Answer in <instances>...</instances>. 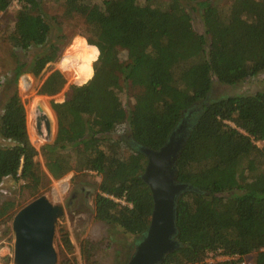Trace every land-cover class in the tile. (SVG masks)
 <instances>
[{"label":"trees","instance_id":"obj_1","mask_svg":"<svg viewBox=\"0 0 264 264\" xmlns=\"http://www.w3.org/2000/svg\"><path fill=\"white\" fill-rule=\"evenodd\" d=\"M89 1L61 0L63 16L81 18L87 26L80 33L87 44H76L66 58L73 64L72 76L79 75L90 45L100 50L95 76L82 87L69 85L63 101H50L51 109L45 98H32V114L40 106L52 131L55 118L57 126L53 142L37 150L28 136L17 83L23 74L38 77L69 41L62 29L52 41L43 0H17L8 35L14 62L2 82L0 184L6 178L21 181L34 199L51 180L93 172L100 177L95 218L135 236V244L150 223L153 201L140 179L146 160L129 142L158 150L187 111L197 108L176 161V179L198 192L179 197L181 247L161 264H246L247 256H253L250 264H264V90L208 100L214 81L236 86L264 71V0H228L220 8L211 0L157 5L151 0L145 5L141 0H102L101 6ZM10 3L0 0V13ZM194 8L202 10L204 33L192 25L188 9ZM32 48L45 50L21 61L18 53ZM65 86L62 73L54 70L37 93L53 97ZM21 87L30 92L28 81ZM122 93L130 95L131 105L123 103ZM44 140L39 136L38 146ZM14 207L3 202L0 221L12 219ZM92 249L88 241L81 244L85 264H94ZM210 254L229 259L208 262Z\"/></svg>","mask_w":264,"mask_h":264},{"label":"rangeland","instance_id":"obj_2","mask_svg":"<svg viewBox=\"0 0 264 264\" xmlns=\"http://www.w3.org/2000/svg\"><path fill=\"white\" fill-rule=\"evenodd\" d=\"M45 19L52 28V41L58 34V29H62L68 36V45L62 50L58 59L46 65L44 70L38 77H33L31 74H23L17 83V90L19 97L24 105L26 114V126L29 139L32 145L39 150L45 144H51L56 135V118L55 127L52 131L51 138L44 140L39 144L36 139L39 135L35 129L36 114H32L31 104L34 96L45 98L47 105L50 108V101H63V94L69 85H77L74 80L72 72L62 74L66 80V86L56 96L46 97L38 95L37 91L47 77V75L54 70H58L57 62L63 57L67 58L73 53L74 46L86 40L80 33L87 30L83 19L73 18L67 19L63 16V4L61 0H43ZM166 0H151V3L157 5ZM92 5H102V0H90ZM140 5H145V0H141ZM150 3V2H149ZM150 3V4H151ZM214 7H224L228 0H211ZM153 4H151L153 6ZM19 5L15 0H11L10 6L5 13H0V115L2 107L5 102V92L2 91V82L13 67L14 49L8 40V35L13 28V20L15 12ZM191 14L192 25L199 33H204V25L202 21V10L188 9ZM70 37V38H69ZM45 48H32L25 55L18 53L21 61L29 62L34 55L43 53ZM119 57L121 60L126 59V53L120 51ZM73 68V64L70 65ZM59 71V70H58ZM29 82L31 85L30 92L26 94L22 91V83ZM264 90V71L257 76L250 78L236 86H225L216 81L213 82L212 90L208 96V100H217L225 96H234L237 94H253L257 91ZM129 94V93H128ZM121 98L123 103L131 105L132 98L127 93H122ZM51 109V108H50ZM52 111V110H51ZM54 114V113H53ZM193 114V113H192ZM55 116V115H54ZM34 137V141L31 139ZM41 163V168L45 171L43 166V159L38 157ZM100 177L93 172H70L59 180H51L50 184L41 189L38 195H45L48 200L54 205H61L63 207V215L58 219L55 226L54 235V249L57 255L56 264H85L81 254V244L88 241L93 247L92 257L90 259L94 264H126L134 249L135 236L123 235L116 231V229L101 222L95 218L94 212V197L96 195ZM61 187L60 196L57 194V188ZM37 195V196H38ZM29 189L21 181H14L6 178L0 184V205L3 202L10 201L15 204L12 214L15 213L32 200ZM13 219V217H12ZM12 219L0 221V264H13V243L14 236L12 232ZM66 240L70 245L66 244ZM253 256H247L243 261L251 262ZM227 258L219 255L210 254L207 258L208 262H219Z\"/></svg>","mask_w":264,"mask_h":264},{"label":"water","instance_id":"obj_3","mask_svg":"<svg viewBox=\"0 0 264 264\" xmlns=\"http://www.w3.org/2000/svg\"><path fill=\"white\" fill-rule=\"evenodd\" d=\"M207 101V100H206ZM35 129L45 140L51 138V125L37 106ZM192 108L169 134L158 150L130 141V145L146 160L140 179L148 187L153 210L146 230L134 244L126 264H161L167 254L181 247L177 240L176 207L179 197L197 189L176 179V161L192 130ZM63 215L61 205L52 204L40 195L20 208L12 219L13 264H56L53 241L55 226Z\"/></svg>","mask_w":264,"mask_h":264},{"label":"clouds","instance_id":"obj_4","mask_svg":"<svg viewBox=\"0 0 264 264\" xmlns=\"http://www.w3.org/2000/svg\"><path fill=\"white\" fill-rule=\"evenodd\" d=\"M89 47L91 54L83 58L85 62L78 69L79 75H73V80L79 87L84 86L94 78L95 64L100 59V50L95 45H90ZM71 63V61L62 57L57 62V68L62 74H68L72 72V69L70 68Z\"/></svg>","mask_w":264,"mask_h":264},{"label":"built area","instance_id":"obj_5","mask_svg":"<svg viewBox=\"0 0 264 264\" xmlns=\"http://www.w3.org/2000/svg\"><path fill=\"white\" fill-rule=\"evenodd\" d=\"M16 2H17V0H15ZM225 258H227V259H229L228 257H225ZM251 262H246V264H250Z\"/></svg>","mask_w":264,"mask_h":264},{"label":"flooded vegetation","instance_id":"obj_6","mask_svg":"<svg viewBox=\"0 0 264 264\" xmlns=\"http://www.w3.org/2000/svg\"><path fill=\"white\" fill-rule=\"evenodd\" d=\"M191 120H193V118Z\"/></svg>","mask_w":264,"mask_h":264}]
</instances>
